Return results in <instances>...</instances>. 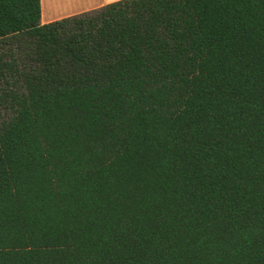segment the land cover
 Segmentation results:
<instances>
[{
  "label": "trees",
  "instance_id": "1",
  "mask_svg": "<svg viewBox=\"0 0 264 264\" xmlns=\"http://www.w3.org/2000/svg\"><path fill=\"white\" fill-rule=\"evenodd\" d=\"M0 0V264H264V0Z\"/></svg>",
  "mask_w": 264,
  "mask_h": 264
},
{
  "label": "crops",
  "instance_id": "2",
  "mask_svg": "<svg viewBox=\"0 0 264 264\" xmlns=\"http://www.w3.org/2000/svg\"><path fill=\"white\" fill-rule=\"evenodd\" d=\"M63 2L65 10H55L56 2ZM120 0H41V23L46 24L62 18L97 10Z\"/></svg>",
  "mask_w": 264,
  "mask_h": 264
},
{
  "label": "rangeland",
  "instance_id": "3",
  "mask_svg": "<svg viewBox=\"0 0 264 264\" xmlns=\"http://www.w3.org/2000/svg\"><path fill=\"white\" fill-rule=\"evenodd\" d=\"M66 4H63V2L59 1L56 2L54 4V6H56L55 10H65V6ZM0 86H1V82H0ZM10 115V110L7 104H3L0 105V121H2L3 119H6L8 116Z\"/></svg>",
  "mask_w": 264,
  "mask_h": 264
}]
</instances>
